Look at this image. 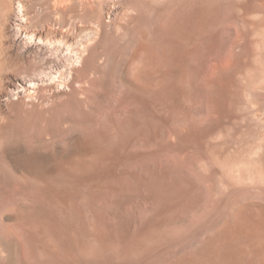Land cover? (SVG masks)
<instances>
[{"label": "rangeland", "instance_id": "obj_1", "mask_svg": "<svg viewBox=\"0 0 264 264\" xmlns=\"http://www.w3.org/2000/svg\"><path fill=\"white\" fill-rule=\"evenodd\" d=\"M210 3L0 0V264H264V0ZM84 46L109 73L74 98Z\"/></svg>", "mask_w": 264, "mask_h": 264}, {"label": "bare ground", "instance_id": "obj_2", "mask_svg": "<svg viewBox=\"0 0 264 264\" xmlns=\"http://www.w3.org/2000/svg\"><path fill=\"white\" fill-rule=\"evenodd\" d=\"M194 0H185L186 3H191L193 2ZM202 2V1H201ZM210 2L212 3V0H210ZM218 2V1H217ZM200 3V2H199ZM210 3V4H211ZM214 3V2H213ZM216 3V2H215ZM219 3V2H218ZM203 4V3H202ZM188 5V4H187ZM216 6V5H215ZM212 8V7H211ZM209 9V7L203 11V13L201 14L200 18L198 20H200V24H202V27H204V23H206L207 19H209V13L210 16L214 17V15H216L218 12H217V9L215 7H213L212 9ZM200 13V12H199ZM200 15V14H199ZM217 16V15H216ZM211 17V19H212ZM218 17V16H217ZM210 19V20H211ZM164 21V20H163ZM209 21H207L208 23ZM178 23V19L173 15V16H169V17H166L165 19V22L162 26L161 29H163L166 33V32H177V33H180L179 32V27L177 25ZM196 23H199L198 21ZM195 22H194V25H197ZM206 23V24H207ZM181 24V23H180ZM205 24V25H206ZM201 26V25H200ZM207 26V25H206ZM182 27V26H180ZM201 28V27H200ZM204 29V28H202ZM142 31V29H140ZM54 31L56 32H61L63 35H65V37H68L69 34L73 31V29H69L67 31L65 30H57V29H54ZM174 32V33H175ZM173 33V34H174ZM176 34V33H175ZM31 38H33V36H31ZM40 40L44 41V38L40 37ZM60 42L56 45H53V42H51L50 45L46 44V45H42L40 43L36 44V46H32L30 47L29 49H26V46L25 44H20L17 46L18 48V51L24 55L28 54L29 53H33L34 54V57L39 59V57L41 56L43 50L45 49H49L51 52H52V55L55 56L56 58H58V61H59V58H61V53L63 52V48L62 46L63 45H67L68 43L65 42L64 40H59ZM50 42V41H48ZM70 47V46H69ZM69 47L67 49H69ZM71 49V48H70ZM146 51H147V57L149 58V60L151 61H154L160 57H167L169 55H172L171 52H172V47L170 45H163L160 49L157 48L156 46L154 45H147L146 47ZM24 52V53H23ZM84 55H86L84 57ZM100 53L99 51H97V49L95 48H88V47H85L84 46V49L83 51H81V54L78 53V61H79V65L81 64L83 69L85 70V72L83 73V76L81 77H76L74 76V81L76 80L78 82V85H74L73 87H71V90L70 93L74 94V96H76V94H78V91H83V92H90V90L95 87L97 84L99 83H106L107 82V76H108V68L106 65L104 64H98L97 61H98V57H99ZM162 59V58H161ZM52 60V59H51ZM36 61V60H35ZM56 60H53V62H55ZM106 61V60H105ZM120 62V61H119ZM57 63V61H56ZM108 63V62H107ZM59 64H55L54 66L50 64L49 60L47 62H45L44 60H41L39 62H34V61H29L25 67L23 68V71H22V74L21 76L18 78L20 82H31V83H34V84H37L40 80L44 79V78H49V77H53V69L54 67H57ZM152 66V65H151ZM110 70V69H109ZM140 70V69H139ZM94 74L93 77H90L88 74ZM154 73V72H153ZM91 74V75H92ZM73 81V82H74ZM16 82V81H15ZM18 82V81H17ZM72 82V83H73ZM89 84L88 86L86 84ZM19 85V84H18ZM22 86V85H21ZM136 88L141 91V92H150V88H147L142 86L140 83H137L136 85ZM150 87V86H149ZM134 89V88H133ZM134 91V90H133ZM82 92V93H83ZM87 94V93H86ZM85 94V96H86ZM90 94V93H89ZM75 98V97H74ZM88 99V98H87ZM90 99V98H89ZM74 101V100H73ZM83 101V100H82ZM86 101V100H85ZM90 101V100H89ZM74 102H77L79 103L80 102V99H78L76 97L75 101ZM73 102V103H74ZM87 102V101H86ZM92 103V101H90ZM76 104V103H74ZM87 104V103H86ZM93 104V103H92ZM66 105V104H65ZM88 105V104H87ZM71 107V106H70ZM93 107H91L92 109ZM96 108V107H95ZM94 111L97 112V109ZM92 109V111H93ZM66 110H69V109H63L61 114H60V117H58V123L61 122V120H65L66 119ZM91 111V110H89ZM69 112V111H68ZM95 112V113H96ZM86 114V113H84ZM100 115V114H99ZM56 116V115H55ZM93 117V116H92ZM97 117V116H96ZM57 119V118H56ZM99 119V117H98ZM94 143V142H93ZM91 151L92 152H95V154L99 155L100 157H104L105 155H107V150L106 148H100L98 147L96 144L93 145V149L91 148ZM68 171V170H67ZM70 173H72L70 171ZM69 174V173H68Z\"/></svg>", "mask_w": 264, "mask_h": 264}]
</instances>
